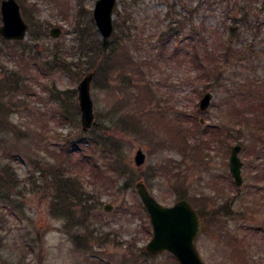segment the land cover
Here are the masks:
<instances>
[{"label":"rangeland","instance_id":"1","mask_svg":"<svg viewBox=\"0 0 264 264\" xmlns=\"http://www.w3.org/2000/svg\"><path fill=\"white\" fill-rule=\"evenodd\" d=\"M16 1L28 24L22 5ZM28 1L36 4L37 17L47 34L38 43L32 41L28 24L21 41L37 43L40 58H46L55 46L67 60L81 55L73 25L78 9L89 13L91 31L102 39L92 18L96 0ZM123 4L117 0L112 20L124 22L133 38L129 42L132 68L139 67L143 75L133 71L130 97L124 99L118 115L141 119L158 134L156 138L163 137L166 143L158 146L154 139L111 122L108 109L125 97L115 91L120 70L114 68L107 80L108 89L101 87L103 78L95 75L90 87L94 122L108 129L88 159L83 154L72 155V171L79 173L86 192L79 199L81 204L72 203L70 207L80 233L89 232L88 226L98 227L115 241L102 243L89 236L90 249L75 246V223H71L73 228H64L66 218H53L48 208L49 194L40 188L22 198L29 220L18 222L19 210L6 218L0 215V261L14 256L12 264H172L167 252L142 260L152 229L134 188L141 180L163 205L179 199L173 187L180 183L195 195L193 202L188 201L197 212L198 207L206 206L203 216L199 214L201 228L196 238L205 264H264V0H124ZM125 15L129 17L127 22ZM175 18L185 22V30L169 39L164 54H159L157 37ZM232 22L236 26L234 43L227 51L224 40ZM52 27L60 28L58 36L50 35ZM190 27L194 28L193 37ZM115 34L114 30L107 40ZM206 45L214 56L205 54ZM19 65L1 45L0 78L5 71L19 69ZM125 71L132 73L128 66ZM26 72L21 74L27 81L25 88L14 96L8 93L0 97L1 105L9 103V109L0 106V118L8 123L0 127V162L10 161L21 181L30 175L41 177L45 169L42 162L60 160L65 141L82 131L77 91H70L76 90L83 74L74 79L51 70L43 76L32 66ZM147 86L150 93L143 90ZM45 88L66 92L61 95V103L69 108L71 122L63 120L60 104ZM207 91L212 94L209 107L200 111L199 100ZM84 133L96 134L91 130ZM184 135L187 145L181 146ZM235 144L241 145L240 186L234 184L228 168L230 148ZM194 145H198V151L193 150ZM17 147L25 156L16 153ZM138 148L145 154L140 166L133 160ZM81 158L83 161H79ZM165 163L178 171L166 174L169 169L162 167ZM44 178L50 183L52 175L45 173ZM226 200L231 201L230 216L215 211ZM105 205L111 206L110 210H105ZM92 215L98 216L100 224L93 225ZM30 220L39 224L42 240L34 245V251H25L14 241L35 236ZM129 243L132 249L127 247Z\"/></svg>","mask_w":264,"mask_h":264},{"label":"trees","instance_id":"2","mask_svg":"<svg viewBox=\"0 0 264 264\" xmlns=\"http://www.w3.org/2000/svg\"><path fill=\"white\" fill-rule=\"evenodd\" d=\"M18 1L23 7L24 17L29 24L30 39L34 42H37L39 38L43 34H47V32L46 29L42 28V21L37 17L36 4H34L33 2L31 3L28 0ZM123 2L124 0H119V4H123ZM124 21H129V17L127 15H125ZM90 22L91 18L89 17V13L84 12L83 9H78L76 16L74 17L73 25L77 42L79 45L78 49L81 55L75 56L71 60H67L66 55L58 46L52 48L50 50V54H48L46 58L42 59L40 58L38 53V42L34 44H26V42L20 40H6L0 36V46L2 45L7 48L8 53L12 54L13 57L16 58V61L20 63L18 67L19 69H16L14 71H5L4 77L0 78L1 99H3V97L8 93H11L12 96H14L18 90L26 87L27 81L26 79H22L21 74L24 72L27 73L26 69H29L31 66L36 67L38 73L43 76L48 74V71L59 70L67 73L74 79L80 74L84 75L88 71L95 70V75H99L103 78V83L101 87L105 89L109 88L107 87V80L112 77L114 68L118 67V69L120 70V72L118 73V79L120 80V82L117 86L119 88H117L115 91L121 92L123 95H125V97L123 98V100L116 102L108 109L109 117L111 116V122L113 121V123H119L120 125H123L124 128L130 127L135 134L141 135L145 138L149 137V139H154L156 145L158 146L162 144L164 145V143H166V139L163 137L156 138L158 137V134L150 126L148 127L143 124L141 119H135L134 117H132L134 118V120H132L128 114L118 115V111L124 105V99L130 97V91H128V89L132 86L130 82L132 79V74L134 73L133 71H135L137 74L143 75V71L139 67L132 68L133 65L130 60V58L132 57L130 56L131 47L129 46V42L132 41L133 38H131V35L128 34L127 29L124 28V22L115 20L114 30L116 32V36L110 40L98 39L95 36V33L91 31V26L89 25ZM235 28L236 26L234 25V22L227 26L228 34L224 40L226 48L228 49H226L227 51H229L233 47L232 45L234 41L232 36L235 32ZM184 30L185 22L183 20L177 18H175V20H172L170 24L166 27V29L162 31L157 37V43L159 44L160 48V50L158 49V51H160L159 54H164L169 39L179 37ZM188 31L189 35L191 34V37H193L194 28L190 27ZM196 43H198L197 40ZM196 43L192 44L193 49H195ZM205 54L214 56V53L212 51H208V45H206L205 47ZM83 56H85V59H83ZM127 66L130 69V73L132 72L131 74H128L127 71H125V68ZM212 70L214 69L210 68V71ZM28 74H26V76H28ZM205 78H208V74L205 75ZM45 89L48 91L50 97H52L54 100H56V102H58V104H60L58 110L59 113H61V117L64 118L63 120L71 122L72 114L71 112L69 113V108H66V106L61 103V95L66 92L58 91L55 88ZM143 90L146 93H150L149 86H147ZM70 92L73 94L76 93V90H72ZM146 96L148 95L146 94ZM7 105H9V103L6 105L5 103H3L2 105L0 104L1 109H4V107L6 109H9V106ZM71 105L72 104L69 103L68 106L71 107ZM7 125L8 123L4 119L0 118V127H5ZM107 129V126H101L97 122H94L90 130L93 133L95 132L96 134L89 135V133L87 134L83 131H79V133L74 138L66 140L65 151L61 155L60 160H44L42 162L45 169L42 171L43 174L41 177H33L30 175L28 176L26 181H21L17 177V174L15 173L10 161L6 160L0 162V215H3V217L6 218L8 215H12L14 212H16V210H19L21 216L17 214L16 220L18 222H22L24 218L27 219L26 207L22 198L25 197L27 194L40 191L41 188L49 194L50 200L48 208L51 216L57 219L66 218L67 222L63 224L64 228L71 226L72 222L75 223V232L72 235L75 246H77L78 244L77 247L81 248L79 247V245H85L82 248L90 249L91 247L90 245H88L91 244L88 240L89 236L102 243L115 241L114 238H112L111 241V239L109 238V233L102 232L98 227L90 228V226H88L87 229H89V232L85 234L80 233L81 228L79 227L78 222H75V220L72 219V217L74 216L70 207L72 203L77 202L76 204H81V201L79 199L81 195L86 192L83 187L79 173L72 171V155L76 154L77 156H80L81 154H83L84 157L88 159V155L94 154L99 142H101L102 138H104L105 131H107ZM182 138L183 139L180 141V145H187V137L184 135ZM105 141H103V145L107 146V142ZM86 142L88 143V145H85ZM169 142L171 141L169 140ZM192 147L193 150H197L198 145H194ZM15 151L18 155L25 156L23 154L24 152L22 148L17 147ZM79 161H83V159L81 158L79 159ZM169 164L162 166L164 168L167 167L169 169L166 174H172L178 171V169H176L177 167L170 166ZM45 173L52 175V180L50 183L45 180ZM128 184L132 183L129 181ZM128 187H130V185ZM173 191H176V194L179 196V198H184L193 202L195 195H191L189 189L183 188L180 183L173 187ZM230 199L232 201V199H234V196H232ZM231 201H224L220 205V207L215 211H220V213H222L223 215L230 216L231 210L229 209V206L231 204ZM204 206L205 205H203V207ZM203 207L200 206L197 208L200 216H203ZM88 213L89 212H87V215L88 217H90ZM84 218L86 219L87 216L85 215ZM90 221H92L93 225L100 224V220L96 215H92V219H90ZM16 223L17 222H14V224ZM31 227L32 230L33 227L34 229H36L35 236L33 238H30L27 235L23 236L20 241H14L16 246H18L20 249L25 248V251H34V245L41 244L40 242L42 240V236L40 234L41 230H39V224L32 222ZM2 242L3 236L2 234H0V244ZM127 247L129 249H132L134 246L129 243L127 244ZM141 250L143 251V248H141ZM142 253L144 254V256L141 254L142 260H146L147 257L145 256L149 257V255H151L148 254L146 251H143ZM133 255L135 256L134 253ZM90 258L94 259L92 255L90 256ZM166 258L169 263L178 264L177 260L171 255L167 254ZM14 259V256H8L5 260L0 261V264H12L14 263Z\"/></svg>","mask_w":264,"mask_h":264},{"label":"water","instance_id":"3","mask_svg":"<svg viewBox=\"0 0 264 264\" xmlns=\"http://www.w3.org/2000/svg\"><path fill=\"white\" fill-rule=\"evenodd\" d=\"M117 0H96L92 10V18L101 38L107 39L113 32L112 21ZM0 36L6 40H23L26 37L28 24L24 21L20 6L16 0L0 1ZM60 28L52 27L51 36H58ZM95 70L86 72L79 80L77 102L80 115V128L86 132L94 123L93 101L90 87ZM212 94L207 91L199 100V110L208 108ZM240 144L230 148L228 158L229 172L236 186H240L242 161L239 157ZM145 154L138 148L133 160L136 166L143 164ZM139 200L145 208L151 223V237L144 246L149 254L169 252L179 264H205L196 248V237L201 228L200 217L192 204L186 199H178L172 205H163L149 192L144 182L134 185ZM111 206L105 205V210Z\"/></svg>","mask_w":264,"mask_h":264},{"label":"bare ground","instance_id":"4","mask_svg":"<svg viewBox=\"0 0 264 264\" xmlns=\"http://www.w3.org/2000/svg\"><path fill=\"white\" fill-rule=\"evenodd\" d=\"M117 7H118V6H117ZM117 7H116V8H117Z\"/></svg>","mask_w":264,"mask_h":264}]
</instances>
